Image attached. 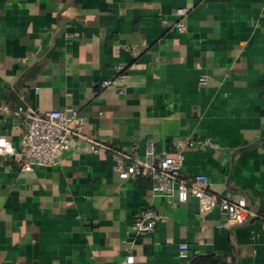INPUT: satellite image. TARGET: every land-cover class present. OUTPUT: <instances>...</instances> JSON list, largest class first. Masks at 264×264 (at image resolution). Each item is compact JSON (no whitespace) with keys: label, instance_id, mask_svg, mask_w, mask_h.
I'll return each mask as SVG.
<instances>
[{"label":"crops","instance_id":"0c3cea01","mask_svg":"<svg viewBox=\"0 0 264 264\" xmlns=\"http://www.w3.org/2000/svg\"><path fill=\"white\" fill-rule=\"evenodd\" d=\"M120 70L123 93L101 87ZM18 108L77 109L89 139L133 157L147 141L154 155L182 150L181 176L205 174L250 213L236 225L219 209L199 216L192 198L169 204L86 140L20 170ZM188 136L211 146L182 149ZM0 140L12 148L0 154V264H117L128 252L138 264H264V0H0ZM146 208L165 221L130 236Z\"/></svg>","mask_w":264,"mask_h":264},{"label":"built area","instance_id":"2783aa9c","mask_svg":"<svg viewBox=\"0 0 264 264\" xmlns=\"http://www.w3.org/2000/svg\"><path fill=\"white\" fill-rule=\"evenodd\" d=\"M185 8H176L173 13L177 16L172 23L178 31L185 28ZM163 24H170L169 20L163 19ZM121 69V68H120ZM126 74L119 71L118 75L107 78L101 82V87H114L118 92L125 91ZM207 76L202 75L199 79L205 84ZM16 115L25 117L23 130L19 141L20 170L29 171L36 167L54 166L61 153L68 149L70 141L77 142L86 140L91 143L90 150L93 153L107 151L114 159V170L119 178L127 179L135 175H148L152 179L151 192L162 196L164 200L171 203L186 202L190 198L195 199L198 205V215L205 216L215 212L217 209L225 212L230 222L242 224L250 213L246 199L243 196H224L216 193L210 186V180L205 174H195L192 178L181 176L180 170L183 162L182 150L169 152L162 150L154 155L152 142L147 141L146 157L141 159L133 157L118 147L101 144L89 139L84 134L87 119L77 109L48 110L42 113L36 110H24L18 108L13 111ZM184 148L204 149L211 146L207 139H199L191 136L185 137L179 143ZM136 149V146H132ZM12 153L10 144L0 140V154ZM130 162L124 164V159ZM264 221V215H255ZM165 216L152 208L140 211L135 217L127 232L130 236H142L155 230L159 222H164ZM186 244L180 245V256H187ZM117 264H138L132 252H128Z\"/></svg>","mask_w":264,"mask_h":264},{"label":"trees","instance_id":"16d2710c","mask_svg":"<svg viewBox=\"0 0 264 264\" xmlns=\"http://www.w3.org/2000/svg\"><path fill=\"white\" fill-rule=\"evenodd\" d=\"M191 264H225L220 257L215 256L214 254L206 255H195L191 259Z\"/></svg>","mask_w":264,"mask_h":264}]
</instances>
